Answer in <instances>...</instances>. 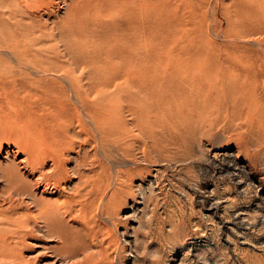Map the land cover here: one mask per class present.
<instances>
[{"label":"bare ground","instance_id":"bare-ground-1","mask_svg":"<svg viewBox=\"0 0 264 264\" xmlns=\"http://www.w3.org/2000/svg\"><path fill=\"white\" fill-rule=\"evenodd\" d=\"M65 1L0 0V71L12 76L10 94L48 102L26 111L15 102L22 113L0 124V264L108 263L98 241L112 235V251L118 238L130 242L129 230L112 225L140 192L139 174L151 172L130 163L191 158L188 141L219 103L243 117L246 153L264 165V0H221L214 15L208 0H72L60 14ZM202 21L225 24L208 30ZM234 216L245 226L253 220L242 209Z\"/></svg>","mask_w":264,"mask_h":264},{"label":"rangeland","instance_id":"rangeland-1","mask_svg":"<svg viewBox=\"0 0 264 264\" xmlns=\"http://www.w3.org/2000/svg\"><path fill=\"white\" fill-rule=\"evenodd\" d=\"M71 1L72 0H66L63 5L60 4L62 5L60 14L65 11L67 12L68 9L71 8L73 4ZM214 1L215 0H208L209 6L207 9L209 14H219L220 12L221 0H217L216 2ZM220 23L225 24V21H202L203 27L207 25L208 30H215ZM213 38L217 42L218 40L220 41L221 36H213ZM221 41L223 42L222 39ZM1 71L0 83L4 84L3 86H6L5 88L7 89L0 87V124L4 125L3 118H5V116L19 113L20 109L17 107L18 104H15V102L19 103V101H21L24 105L19 104V106H22L21 108L23 109L21 110L24 111H26L25 107H28V104L32 103L31 101H33L31 105H34L35 102V104L39 105H45L48 103L43 95H39V97L32 96L33 98H29L21 90H16V92L11 95L10 93L13 91L10 90L7 83L11 81L12 76L8 73H6V75L3 73V70ZM5 76H7V79ZM8 76L10 79H8ZM2 84H0V86ZM30 85L31 87L36 86V84L34 86L33 84ZM2 90H4V92ZM6 95L9 98H7ZM8 102H14V106L12 104H10V106ZM4 103L8 105H6V107H1L2 105L5 106ZM25 104L27 106H25ZM8 106L10 108L16 107L14 109L18 111L16 112L13 108L9 109ZM1 110L3 112V117H1ZM213 110H216V113L212 112L206 115H210V117L205 116L200 121L198 131L201 133V131L204 130V132L202 131L200 134L201 136L197 131V134H195V136L191 139L194 144L191 140L188 141L190 142L188 144L191 148L189 149L191 151L193 150V155L191 158H188V160L186 159L185 161L183 160L178 162L163 161L157 163L156 167L153 166V164L147 165L146 160H142V158H140L142 157V153L139 152V156H141L139 157L137 163H130V166L128 164L131 168H134L135 166L138 167L139 164V167L149 168L151 172L143 171V173L139 174L140 177H137L138 180L136 179L135 184L140 185V192L136 194L135 197H130L126 200L125 207H121V210L118 211L116 219L119 221L115 219L116 223L114 220V224L112 225L113 228H116L119 231L122 230L123 226V228L129 230L128 234L130 237L127 239H129L131 243H126L123 240L124 236L118 238L121 249L118 248L115 251H112L114 250L113 244L111 245L112 235L104 236L103 234V237H101L98 241L99 244L102 242V245L108 248V253L111 256V260H109L106 264H133L138 260L139 261L134 264H264V165L257 162L251 154L246 153L247 151L252 153V151L248 150L247 147L248 137L244 139V135L247 130L244 127L245 122L242 119L243 117L240 115H232L229 108H226L220 103L215 105ZM20 113H22V111H20ZM11 118L9 119L10 123L8 122L9 126L16 128L17 123L18 126L21 125L19 121H15L16 124L13 123L14 120H11ZM29 124L30 122L26 123V125ZM203 125L205 127H203ZM209 125L210 127L208 128ZM240 130L242 132H240ZM199 140H201V142ZM198 144H201L202 146ZM237 156L238 158L236 159ZM156 168H160L161 171H155ZM154 173L155 175H153ZM151 177L152 181L149 180ZM257 181H260L262 184L261 191H258L255 186ZM148 189L150 191H154L155 196L154 194L152 195L153 192H150ZM226 190L228 192H225ZM134 191L136 192L138 190ZM217 193L219 194L217 195ZM148 194L150 197L154 196V199L152 198L153 200H150ZM214 195L216 196V199ZM139 196H141V198ZM142 196H145L144 199ZM146 197L148 200H146ZM136 200L137 202L143 201V204H139V210L133 212L130 206ZM230 202H233L234 205ZM226 203L227 205H225ZM229 207L233 209L231 210ZM238 209H242L246 212V214H248L247 218L249 221L253 218V220L250 221L251 226H245V224L241 223L239 219L234 216L235 211ZM131 212L132 214H130ZM127 213H129L131 217L127 216L125 219L123 214ZM139 219H141V221ZM142 222L146 225L142 224ZM146 222H149V224ZM117 224L120 225L118 226ZM137 226L138 228L139 226L140 228L142 227L141 230L137 229ZM133 228L135 231L138 230L141 234L137 232V234L134 233L135 231ZM169 233L171 234L169 235ZM142 234L145 236H141ZM163 235L165 236L163 237ZM168 237L170 238L168 239ZM136 240L139 241L138 244H136ZM134 244L136 248L133 246ZM109 250L112 252H109ZM121 250L124 253H122ZM129 250L131 253L128 252ZM135 254L140 256L137 257ZM143 254L146 255L144 256Z\"/></svg>","mask_w":264,"mask_h":264}]
</instances>
